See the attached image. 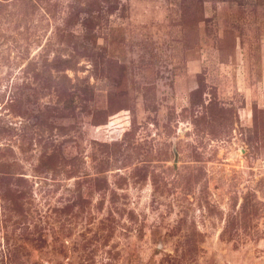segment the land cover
I'll list each match as a JSON object with an SVG mask.
<instances>
[{
  "label": "rangeland",
  "instance_id": "1",
  "mask_svg": "<svg viewBox=\"0 0 264 264\" xmlns=\"http://www.w3.org/2000/svg\"><path fill=\"white\" fill-rule=\"evenodd\" d=\"M0 264H264V0H0Z\"/></svg>",
  "mask_w": 264,
  "mask_h": 264
},
{
  "label": "water",
  "instance_id": "2",
  "mask_svg": "<svg viewBox=\"0 0 264 264\" xmlns=\"http://www.w3.org/2000/svg\"><path fill=\"white\" fill-rule=\"evenodd\" d=\"M177 160H178V157H177Z\"/></svg>",
  "mask_w": 264,
  "mask_h": 264
}]
</instances>
